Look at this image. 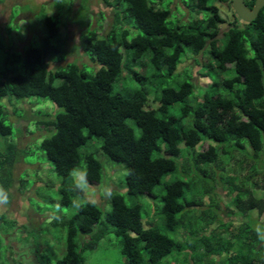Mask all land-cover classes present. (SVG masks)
Masks as SVG:
<instances>
[{"label":"trees","instance_id":"obj_1","mask_svg":"<svg viewBox=\"0 0 264 264\" xmlns=\"http://www.w3.org/2000/svg\"><path fill=\"white\" fill-rule=\"evenodd\" d=\"M174 1L103 0L114 17L102 35V23L93 27L87 14L72 18L70 22L90 27L82 38L83 51L97 66L80 65L77 59L62 64L72 51L63 47L66 14L45 18L39 47L15 51L13 41L0 34V188L7 200L13 198L16 165L26 162L30 147H20L14 125L7 122L2 100L12 96L48 98L59 108L54 117L36 121L54 130L41 149L59 174L72 176L84 161V180L102 183L99 151L127 169L130 202L112 191L105 217L97 203L81 204L63 222L65 250L56 264H85L84 252L111 232L121 238L125 264H264V8L246 22L232 9V0H218L233 10L232 21L221 31L226 20L218 1L179 0L176 9L187 18L173 20ZM84 2L93 14L92 0ZM245 2L252 8L255 0ZM79 3L75 0L74 9ZM100 13L105 12L98 15L105 19ZM200 56L206 58L200 76L210 83L197 91L189 69L179 73L178 68L186 58ZM124 81L158 84V107L146 108L152 87L123 92ZM94 137L101 138V145L82 149ZM170 172L182 176L156 194ZM59 191L63 205L84 193L64 184ZM141 195L151 200L143 201ZM220 196L227 198L225 205ZM156 198L162 201V226L145 221L152 214L142 212L147 204L157 205ZM198 209L209 220L199 221ZM4 217L0 211V244L2 234L15 230ZM177 230L182 239L168 234ZM45 246L42 264H53ZM11 256L0 252V264H16Z\"/></svg>","mask_w":264,"mask_h":264},{"label":"rangeland","instance_id":"obj_2","mask_svg":"<svg viewBox=\"0 0 264 264\" xmlns=\"http://www.w3.org/2000/svg\"><path fill=\"white\" fill-rule=\"evenodd\" d=\"M77 1L81 4L78 10L74 9L75 0H2L0 3V34L3 40L6 38L10 42L13 41V49L15 51H21L23 47H28L31 44L39 47L42 44V34L46 30L45 18L47 16L58 18V13L66 14L69 18L64 21L66 27H61V33L63 36L68 35V37L64 38L65 43L63 47L65 50L71 49L72 51L68 55L67 60L62 64L77 59L80 65L84 62L93 65L84 54L83 50L86 41L82 40L83 35L86 38L90 34V27L68 26V24L72 23L70 22L72 18H80L87 14L92 19H89L91 20L89 24L93 27H100L101 24L99 25V23H102L100 30V35H102L110 30L114 13L112 9L105 5L103 0H92L93 14L91 10L89 11L90 7L87 6L88 3L84 2L85 0ZM171 1L165 0V5ZM211 1L216 2L218 0ZM178 3L179 0H175L172 5V19H186L187 14L184 15V10L176 9ZM216 5L219 6L221 15L226 20L221 25V31H225L233 19L232 13L234 8L232 10L229 8L228 3L223 1L216 2ZM179 7L181 8V6ZM70 8L73 9L70 10ZM101 11L105 12V14L102 13L106 17L105 19L98 16ZM102 15L100 13V16ZM7 46L9 47L8 44ZM2 56L3 54L1 53L0 60ZM205 60L206 58L202 56L186 58L178 68L179 73H183L185 69H189V72L194 77L193 81L196 84L197 91L204 89L210 83L208 77L200 76L199 73L201 63ZM50 66L55 68L58 64L51 63ZM93 66L97 65L94 64ZM89 68L92 69L91 67ZM135 69H139V67H135ZM124 82L128 83L130 87L125 83L127 86H124L123 92H126V89L145 86V84L148 87H152L150 88L151 98H149L146 108L158 107L159 102L155 101L157 94L159 95L157 93L158 84L151 86L150 84H141L137 81H132V83ZM2 102L8 107L9 116H7V122L14 125V135L16 138L18 137L20 147L27 148L29 145L30 147L27 150L28 156L26 157V162L21 159L16 165V181L12 189L13 198L0 202V211L5 214L4 221L7 220L8 224H13L12 227L15 229L11 230V232L9 231L10 233L7 235L2 234L0 252L6 254L8 257L12 254L11 259L15 260L16 264H42L45 261L42 247L45 246L44 243L47 239L50 241V245L45 246L44 250L47 249V255L51 258L53 264H56L58 256L61 257L65 250L66 228L63 222L67 221L70 215L76 212L81 204L87 201L97 203L103 208L105 217L106 213L111 209L107 193L118 191L125 194L130 202L131 196L127 195L125 183L127 169L125 164L113 162L99 151L96 153V157L104 163L105 168V176L102 183L89 184L84 179H81L86 169L84 161L76 168L72 176L64 177L56 172L54 166L41 149L42 141L53 133V128L39 127L36 123L39 117H54L56 112L59 111L56 104L48 98L37 96L26 99L12 96V98L3 99ZM129 123H133V121L129 120ZM136 131L139 132L137 128ZM99 139L101 138L94 137L82 149L94 147ZM101 143V141L98 142L100 145ZM181 146L185 147L184 144ZM201 146L202 144L198 145L196 149L200 151ZM21 175L23 178L21 181L22 186H20V181L18 180ZM181 176L178 172H170L164 176L162 184L156 189V194L163 192V185L166 182L173 181ZM184 178L189 181V178ZM63 184L71 189H75V184H80L84 193L74 195L71 197L68 205H63L61 203L62 195L59 191V188ZM198 188L202 189L201 186ZM198 188H193V190L197 191ZM191 189L192 187L187 188L189 198L191 196ZM0 193H2L1 188ZM140 198L143 201L147 199L151 200L148 195H141ZM220 199L225 205L227 198L220 196ZM156 200L157 205L153 204L154 206H150L147 204L143 207L142 212L144 215L151 213L152 215L146 217L145 221L148 220L150 224L158 226L162 224V217L158 215L162 201L160 198H156ZM229 205L228 203L226 206ZM200 211V209L195 211L199 216L198 220L203 222L209 220V217L206 216L205 218ZM261 222H264V215L261 217ZM24 224L27 226L24 227ZM148 224H145L146 227H148ZM168 234L173 238L182 239L179 236V230L169 231ZM23 236L25 238L22 241ZM25 242L27 243L25 244ZM121 247V238L113 232L108 233L97 243L94 249L84 252L85 264H125V257L121 252Z\"/></svg>","mask_w":264,"mask_h":264},{"label":"water","instance_id":"obj_3","mask_svg":"<svg viewBox=\"0 0 264 264\" xmlns=\"http://www.w3.org/2000/svg\"><path fill=\"white\" fill-rule=\"evenodd\" d=\"M233 8L236 14L246 22L255 20L260 11L264 8V0H255L254 5L250 8L245 0H232Z\"/></svg>","mask_w":264,"mask_h":264},{"label":"clouds","instance_id":"obj_4","mask_svg":"<svg viewBox=\"0 0 264 264\" xmlns=\"http://www.w3.org/2000/svg\"><path fill=\"white\" fill-rule=\"evenodd\" d=\"M71 25H76L75 23H69L68 26H71ZM78 26V25H77ZM81 179L83 180L84 179V175L82 174L81 176ZM75 188L77 189H81V185L80 184H75L74 185ZM107 195H111L110 193H107ZM7 200V196L4 194V193H0V202H4Z\"/></svg>","mask_w":264,"mask_h":264}]
</instances>
